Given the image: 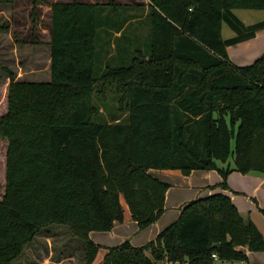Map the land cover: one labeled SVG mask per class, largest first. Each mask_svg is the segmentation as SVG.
I'll return each mask as SVG.
<instances>
[{
	"label": "trees",
	"instance_id": "1",
	"mask_svg": "<svg viewBox=\"0 0 264 264\" xmlns=\"http://www.w3.org/2000/svg\"><path fill=\"white\" fill-rule=\"evenodd\" d=\"M148 2L144 19L145 8L115 0L55 2L50 82L16 81L2 68L10 84L0 118V264L54 224L83 241L86 264H96L103 247L91 232L126 222L127 210L140 230L165 212L171 185L150 171L217 170L223 182L212 188L224 190L232 172L264 176V54L244 67L227 54L264 30V20L245 25L234 10L264 11V0ZM224 23L234 37L223 38ZM111 31L120 33L114 47L109 39L101 47ZM111 99L114 110H102ZM242 248L264 252V236L215 193L185 205L146 245L105 249L100 264L247 262Z\"/></svg>",
	"mask_w": 264,
	"mask_h": 264
},
{
	"label": "rangeland",
	"instance_id": "2",
	"mask_svg": "<svg viewBox=\"0 0 264 264\" xmlns=\"http://www.w3.org/2000/svg\"><path fill=\"white\" fill-rule=\"evenodd\" d=\"M55 1L67 2L71 0H40L38 5L35 6L33 1L30 0H18L19 11L16 12V16L12 19L14 24H18V30L21 34L14 39H3L0 35V118L7 111V90L8 85L10 84V78L8 73L5 72L2 68L7 69L9 72H12L15 75L16 81H33V82H50L51 80V71H50V58H51V47L49 42L46 39V35L36 36V33H47L49 20H50V6ZM86 2H95L99 4L107 3L108 0H83ZM137 0H115L116 4L127 5L129 2H136ZM143 1V0H138ZM30 3V5H29ZM30 7V9H29ZM142 13V12H140ZM237 15L248 23H255L261 20H264V11H237ZM41 22V25L37 27V24L34 22ZM3 22L0 21V25ZM1 30V27H0ZM33 32L37 39H30L28 34ZM112 36L109 37L107 33L102 32L101 34V47L106 45L107 39L111 40V45L114 47L116 38L120 36V33L111 31ZM222 35L225 38L231 37L234 35L233 30L227 25L224 24L222 28ZM24 38L23 40H17L19 38ZM39 37V38H38ZM42 38V40H41ZM113 41V42H112ZM116 55V49L111 48L109 57H114ZM98 103V100H96ZM117 104L113 99L109 100L103 108L107 107L108 110H114V107ZM108 117V111H105ZM6 152H7V142L0 138V200L4 195V186H5V173H6ZM220 167H227L222 163H218ZM196 171H206V170H196ZM158 172V171H155ZM178 172V171H177ZM217 175L222 179V175L217 170L207 171ZM171 172H168L170 174ZM179 174V172H178ZM182 175V174H180ZM173 184L174 195H178V191L182 190L183 187L176 183V180H170ZM221 182V183H222ZM221 183H216L217 185ZM216 184L210 185V187L217 186ZM228 184V180H227ZM229 187V185H228ZM220 188V187H218ZM207 190V189H206ZM205 188H199L197 190V195L206 193ZM175 197V196H173ZM197 197H191L182 203L186 205L193 200H196ZM167 201V199H166ZM180 206V205H179ZM127 208V206H126ZM178 201L171 203L170 200L165 202V212L163 215L151 226L146 229L140 230L137 227L136 223H131L128 225H133L134 228H129L127 232L128 238L131 244L135 247H141L146 245L152 240H155L156 237L171 223H175L177 219H173L170 224H168L156 237H153L150 240H146V235L151 232L152 227L159 222V225L164 224L169 221L174 214L178 213ZM263 213V212H262ZM264 214V213H263ZM127 215L129 212L127 210ZM174 218V217H173ZM176 220V221H175ZM129 220L127 219L126 222ZM126 222L119 224L123 225ZM117 225V224H116ZM115 225V226H116ZM114 226V228H115ZM130 227V226H129ZM113 228V229H114ZM109 232H96L98 238L100 237V245L103 247L101 250L100 258L103 257L106 253L107 248L117 247L121 245L125 239L121 241H116V238L110 240ZM140 231V232H139ZM139 232V233H138ZM84 242L75 238L69 229L61 225H51L44 230H42L34 239L33 242L25 246L23 254L16 259L12 264H86L85 260V250ZM100 259L96 264H100Z\"/></svg>",
	"mask_w": 264,
	"mask_h": 264
},
{
	"label": "crops",
	"instance_id": "3",
	"mask_svg": "<svg viewBox=\"0 0 264 264\" xmlns=\"http://www.w3.org/2000/svg\"><path fill=\"white\" fill-rule=\"evenodd\" d=\"M55 2H58V1H55ZM55 2H53L52 5ZM90 3H95V2H90ZM148 3H149L148 0H143V1L137 0L136 2H129L127 3V5L132 6L129 10L135 13L138 12L140 8L142 9L145 8L144 16H143V19H144L145 14H147ZM18 5H19L18 0H14L13 4H0V21L3 22L0 25L1 27L0 35L3 37V39H9V38L14 39V37H17L18 34L22 36V34L19 31H17L19 28L18 24H14L12 20L16 16L15 15L16 12L19 11ZM51 6L49 7L51 16L49 20L47 33L44 34L43 33L44 31H41L40 33H36V36H40V37L42 34L46 35V39L49 42V46L51 42V23H52ZM237 11L239 10H234V14L245 25H251V24L257 23L255 22V23L250 24L248 22H245L237 15ZM244 11L250 12V11H255V10H244ZM34 23L37 24V27L41 25V22H34ZM28 36L30 39H37V37L35 36L33 32L28 34ZM234 36H235V33L231 37L225 38L223 36V38L226 40ZM23 39L20 37L17 40H23ZM227 54H228L229 60L235 66L244 67V66H249L253 64L257 59L262 57L264 54V30L259 31L256 34V36L251 40L229 46L227 48ZM50 65H51V58H50ZM168 172H171V173L168 174ZM178 172L170 171V170L158 171V172L150 171V174H152L156 178L171 185V188L168 190L167 195H166V199H167L166 203L169 200L171 203L178 201L179 208H178V213L173 215L174 218L172 217L169 221L165 222L164 224L159 225V222H158L156 225H154V227H152L151 229V232L145 236L146 240H150L153 237H156L168 224L171 223V221H173V219L179 218L181 209L185 206V205H182L184 201H186L187 199H190L191 197H194V198L197 197V199H199L202 197L211 196L215 193H224L228 195L233 201V203L235 204V206L240 211L243 218L246 221L253 222L264 236V214H263L264 213L263 212L264 210V176L263 175L258 174V173L241 174L238 172H232L229 174L227 178L230 189L224 190L221 187L220 188L210 187V185L212 184L222 182V179L218 177L217 175H213V173H210L207 171H193L190 175L184 176V175H180L181 174L180 172L178 174ZM170 180H176V183H178L179 185L183 187L182 190L178 191V195L177 194L174 195V193H172L173 192L172 188H173V185L175 184H173L172 182H169ZM202 187L205 188V190L207 189L206 193H204V195L202 194L197 195L196 191ZM128 220L129 221L123 225L117 224L115 226L113 231L109 233L110 240H113L116 238V241H121L123 239H125L126 241V239L128 238L127 232H129V228H134L133 225H128V224H131V223L137 224V222L129 218V215H128ZM135 228H138V224H137V227ZM96 234H97L96 232H91L90 237L95 243L99 244L101 239L100 237L98 238V235ZM242 250L245 251L248 255L247 262H223L219 264H264V252H261V253L249 252L246 248H242ZM101 260H102V257L100 258V261ZM154 264H170V263L154 262Z\"/></svg>",
	"mask_w": 264,
	"mask_h": 264
},
{
	"label": "built area",
	"instance_id": "4",
	"mask_svg": "<svg viewBox=\"0 0 264 264\" xmlns=\"http://www.w3.org/2000/svg\"><path fill=\"white\" fill-rule=\"evenodd\" d=\"M214 258H217L216 255H214Z\"/></svg>",
	"mask_w": 264,
	"mask_h": 264
}]
</instances>
